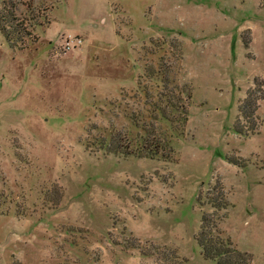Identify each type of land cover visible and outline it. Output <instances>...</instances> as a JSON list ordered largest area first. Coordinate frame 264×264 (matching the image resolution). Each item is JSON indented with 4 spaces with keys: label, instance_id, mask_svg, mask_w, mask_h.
I'll return each mask as SVG.
<instances>
[{
    "label": "rangeland",
    "instance_id": "obj_1",
    "mask_svg": "<svg viewBox=\"0 0 264 264\" xmlns=\"http://www.w3.org/2000/svg\"><path fill=\"white\" fill-rule=\"evenodd\" d=\"M205 213L264 264V0H0V264H217Z\"/></svg>",
    "mask_w": 264,
    "mask_h": 264
},
{
    "label": "trees",
    "instance_id": "obj_2",
    "mask_svg": "<svg viewBox=\"0 0 264 264\" xmlns=\"http://www.w3.org/2000/svg\"><path fill=\"white\" fill-rule=\"evenodd\" d=\"M6 29L7 28L3 26L1 27V30L3 32L6 31ZM158 72H155L156 75L152 73V76L157 77V79H159L160 82L164 84L163 88L167 89L170 83L169 79L159 77V75H157ZM257 85L258 84H256L253 88H250L247 91L246 98H244V101L240 107V112L242 113L243 117L250 118L256 110V100L259 97L254 96V94L257 90L261 92L263 91L262 85ZM185 93L186 91L184 89H180L177 93H159L157 102L152 103L154 110L158 112L159 116L162 119L170 123L176 119L177 114H180L178 118H180V116L184 117L183 123H185L187 118L186 100L190 98V93H188L187 95ZM163 99H165L164 106L162 105ZM156 118L157 115L154 117V119ZM143 127L144 126H142V129L147 133L148 136L146 135L147 137L145 136L146 138L144 137L141 140L142 145L138 150V154L144 157L152 158L160 154V151L161 153L163 152L162 147H164V144L166 145L167 143H169V141H166L165 139H168V137L162 138L156 133L155 130L149 132V129ZM235 131L239 134L243 132L241 128H236ZM111 145H115V142H112ZM112 152L120 153L124 156L128 155V152H115V149ZM217 192L218 195L211 199L210 202L215 212H218L222 209L225 210L227 206L222 188L219 187ZM221 217H217L218 220H220ZM215 222L216 218L213 213H205L201 218V232L199 234L198 244L201 247L204 258L209 260H215L217 264H248L249 257L247 254L241 253L236 249L230 247L228 241L224 240L219 235H213L212 230H215L216 234H219V232L216 231L217 226L215 225Z\"/></svg>",
    "mask_w": 264,
    "mask_h": 264
}]
</instances>
